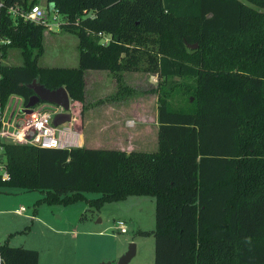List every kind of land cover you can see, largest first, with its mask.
I'll use <instances>...</instances> for the list:
<instances>
[{
	"label": "trees",
	"instance_id": "obj_1",
	"mask_svg": "<svg viewBox=\"0 0 264 264\" xmlns=\"http://www.w3.org/2000/svg\"><path fill=\"white\" fill-rule=\"evenodd\" d=\"M45 3L76 33L78 63L41 65L44 25L14 22L2 10L0 34L10 41L0 47V110L14 95L26 103L35 78L83 100L85 70L136 65L140 43L156 34L154 71L194 78V97L173 108L160 90L155 150L2 142L8 177L0 173V186L40 189L35 204L99 192L88 200L98 209L131 194L153 195L154 227L133 234L153 236V264H264V0ZM99 30L111 34L108 43ZM10 47L20 48V63L3 61ZM38 257L35 248L0 242V264H38Z\"/></svg>",
	"mask_w": 264,
	"mask_h": 264
},
{
	"label": "rangeland",
	"instance_id": "obj_2",
	"mask_svg": "<svg viewBox=\"0 0 264 264\" xmlns=\"http://www.w3.org/2000/svg\"><path fill=\"white\" fill-rule=\"evenodd\" d=\"M45 2L38 0L41 4ZM62 20L52 23L51 27L44 25V48L38 59L41 65L75 66L78 63V37L72 28L64 24L67 20L64 16ZM161 38L156 34L152 40H143L140 44L144 50L137 53V64L130 68L84 71L83 100L70 96V121L75 128L90 130L94 108L113 105L125 112H106L105 115H118V121L107 119L105 123L131 128L132 135L125 133L129 147L156 149L155 125L158 95L162 94L160 90H166L171 107L182 109L187 107L188 97L193 100L196 85L195 79L186 75L158 77L149 58L156 54ZM21 60L18 47L8 48L3 58L7 63H20ZM16 98L9 97L3 107L10 119L21 116L17 113L18 106L26 104L23 98ZM42 102L35 106H41ZM21 189L25 191L0 186V198L4 200L0 206L3 208L0 211V242L5 240L3 234L7 232L6 229H10L14 232L6 238L9 244L39 250L43 264H117L130 241H135L136 252L126 264H153L154 238L133 236L139 223L144 229L154 227L153 195L131 194L124 199L105 201L98 209L88 200L100 195L99 192H84V198L66 204H35L43 191ZM19 204L25 206L24 212L28 215L14 212L13 209ZM119 221L126 223V232L115 229Z\"/></svg>",
	"mask_w": 264,
	"mask_h": 264
},
{
	"label": "built area",
	"instance_id": "obj_3",
	"mask_svg": "<svg viewBox=\"0 0 264 264\" xmlns=\"http://www.w3.org/2000/svg\"><path fill=\"white\" fill-rule=\"evenodd\" d=\"M2 10L9 14L14 22L22 19L49 27L54 22L58 23L59 19L62 20L63 16L57 6L47 3H7L6 0H0V13ZM97 35L104 44L111 40V34L102 30L97 31ZM9 41L10 39L0 34V47L2 43ZM14 96L21 99L20 96ZM41 104V106L34 104L27 107L21 103L17 110L21 116H14L12 119L6 116L4 109L0 110V153L2 142L29 143L40 147L55 148H70L84 144L81 130L75 128L71 121L58 125L53 124L54 115L63 110L61 105L46 102ZM46 104L52 107H47ZM29 108L30 111H27ZM0 173L2 178L8 177L1 159ZM15 211L23 213L25 206L20 205ZM114 227L123 233L127 231V225L124 221H119Z\"/></svg>",
	"mask_w": 264,
	"mask_h": 264
},
{
	"label": "crops",
	"instance_id": "obj_4",
	"mask_svg": "<svg viewBox=\"0 0 264 264\" xmlns=\"http://www.w3.org/2000/svg\"><path fill=\"white\" fill-rule=\"evenodd\" d=\"M94 110H95L94 111L95 115L92 118L91 129L88 130V131H87V129L86 130L81 129L82 136H83V143H85L87 146H92V147H114V148L124 149L126 151H130L132 149L148 150V149H143L142 147H138V148L129 147L130 143H128V141H127L128 137H127V135H125V133L126 134L129 133V135H132L131 128H125L124 126H120V127H118V126H110V124L107 125L105 123V121L107 119L118 121L117 120L118 119V115L117 116L105 115L106 112H109V113L113 112V113L117 114L119 112H123L124 113L125 110H122L120 107H116V106H113V105H101V106H98L97 108H94ZM106 116H109V117H106ZM157 127H158V122L155 125L156 130H157ZM155 142H157V140ZM153 150H155V149H153ZM5 190L9 191L8 189H5ZM19 191L22 192V191H25V190L19 188ZM3 195H6V194H3ZM37 198H39V197H37ZM2 203H4V200H2L0 198V206L1 207H2ZM20 205H23V204H19L18 206H16L13 209L14 212H16L15 209L18 208ZM2 210H3V208L2 209L0 208V211H2ZM16 213H18V212H16ZM18 214L28 215L25 212L18 213ZM140 224L141 223L138 224L139 226L137 228H142ZM6 231L7 232H5L3 235L5 237V240L8 241V239H6V238H8L14 231H12L10 229H6ZM138 236H141V235H138ZM149 236H152V235H145V236H141V237H149ZM8 243H9V241H8ZM136 248H137V242H136ZM38 252H39V250H38ZM38 264H43L41 262L40 252H39V257H38Z\"/></svg>",
	"mask_w": 264,
	"mask_h": 264
},
{
	"label": "water",
	"instance_id": "obj_5",
	"mask_svg": "<svg viewBox=\"0 0 264 264\" xmlns=\"http://www.w3.org/2000/svg\"><path fill=\"white\" fill-rule=\"evenodd\" d=\"M189 47H196L197 43H188ZM28 86L32 88L33 93L29 96L26 106L30 107L40 101L46 103H55L61 105L63 110L58 112L53 117V124L58 125L63 122L71 120V113L69 112L71 97L67 92L65 86L60 85L56 88H49L36 78L33 79ZM30 111V108L27 110ZM136 252L135 241H130L127 250L118 258L117 264H126Z\"/></svg>",
	"mask_w": 264,
	"mask_h": 264
}]
</instances>
